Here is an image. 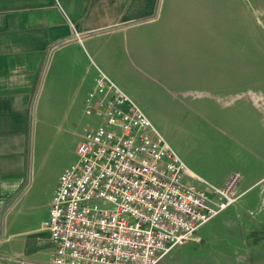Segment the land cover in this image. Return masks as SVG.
<instances>
[{
  "label": "crops",
  "instance_id": "crops-1",
  "mask_svg": "<svg viewBox=\"0 0 264 264\" xmlns=\"http://www.w3.org/2000/svg\"><path fill=\"white\" fill-rule=\"evenodd\" d=\"M247 1L264 8V0H0V264H52L43 224L60 176L73 165L53 170L62 128L85 114L100 72L148 120L177 113L220 120L240 143L235 167L209 183L223 187L238 175L237 203L187 244L229 257L230 248L264 243L247 234L264 230V192L242 203L247 185L264 178V121L244 106L232 111L223 81V73L230 80L231 72L240 79L253 71L246 38L234 42L229 31L246 23ZM170 95L185 106L160 98ZM242 221L256 229H231Z\"/></svg>",
  "mask_w": 264,
  "mask_h": 264
},
{
  "label": "built area",
  "instance_id": "built-area-1",
  "mask_svg": "<svg viewBox=\"0 0 264 264\" xmlns=\"http://www.w3.org/2000/svg\"><path fill=\"white\" fill-rule=\"evenodd\" d=\"M85 114L98 124L84 131L43 224L54 246L52 264H161L237 203L238 175L223 187L195 178L101 72Z\"/></svg>",
  "mask_w": 264,
  "mask_h": 264
},
{
  "label": "rangeland",
  "instance_id": "rangeland-1",
  "mask_svg": "<svg viewBox=\"0 0 264 264\" xmlns=\"http://www.w3.org/2000/svg\"><path fill=\"white\" fill-rule=\"evenodd\" d=\"M245 9L246 23L241 25L242 23L235 22L234 25H229V31L231 35L235 36L234 42L240 41L243 37L246 38V58L254 60L253 65L246 64V67L252 68L253 71L248 70L245 73H240V79H238L237 73L231 72L230 80L227 78L228 73H223L224 90L228 87L232 111L236 106L240 107L239 110H242L241 108L244 106L246 115L247 113L255 114L257 111L256 114L264 121V17L261 18V29H259L257 21L259 15H264V8L254 7L252 2L247 1ZM160 98L164 99L167 104L174 103L182 108L185 106V103L175 95L160 96ZM149 122L186 168L192 174L194 172L200 176L204 182L208 184L219 182L235 167L232 160L240 149V143L228 132L229 126H224L220 120L213 121L194 116L193 118H184L177 113L170 119L149 120ZM96 124L98 121L95 118L84 114L80 119L69 121L67 128H62L64 130L61 136L63 152L53 169L55 172L60 171L66 164L76 163L75 151L81 141L79 136L83 135V131L88 127L96 126ZM246 190L242 203L246 199L264 192V178L252 181L247 185ZM242 223L240 226L232 225L231 229L241 227L256 229L254 226L249 227L245 221ZM247 234L249 239L255 238L264 241V230L257 233L247 232ZM186 244L175 248L164 258L162 264H264V243L251 247L247 251L230 248L234 251L229 253L226 250L227 252L223 253V255H231L229 257L212 255L214 253H211L210 245H199L197 250H194L193 244Z\"/></svg>",
  "mask_w": 264,
  "mask_h": 264
}]
</instances>
